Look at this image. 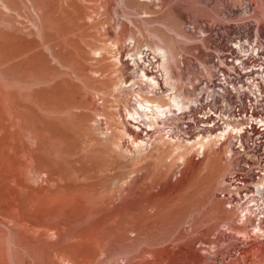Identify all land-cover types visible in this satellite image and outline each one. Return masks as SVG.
I'll return each mask as SVG.
<instances>
[{
	"label": "rangeland",
	"instance_id": "rangeland-1",
	"mask_svg": "<svg viewBox=\"0 0 264 264\" xmlns=\"http://www.w3.org/2000/svg\"><path fill=\"white\" fill-rule=\"evenodd\" d=\"M233 4L0 0V264H264L226 204L238 166L227 139L179 148L199 136H170L176 113L147 136L140 123L141 148L124 134L139 131L126 116L136 94L168 103L139 84L133 55L165 45L177 92H191L227 44L215 33L264 11V0Z\"/></svg>",
	"mask_w": 264,
	"mask_h": 264
},
{
	"label": "built area",
	"instance_id": "built-area-1",
	"mask_svg": "<svg viewBox=\"0 0 264 264\" xmlns=\"http://www.w3.org/2000/svg\"><path fill=\"white\" fill-rule=\"evenodd\" d=\"M232 5L240 11L243 0ZM250 4L243 12H250ZM249 8V9H248ZM230 22L216 34L224 49L211 57L212 72L192 88L183 113L175 111L169 135L191 139L225 132L238 166L224 194L238 222L264 246V11ZM175 129V130H174Z\"/></svg>",
	"mask_w": 264,
	"mask_h": 264
},
{
	"label": "bare ground",
	"instance_id": "bare-ground-1",
	"mask_svg": "<svg viewBox=\"0 0 264 264\" xmlns=\"http://www.w3.org/2000/svg\"><path fill=\"white\" fill-rule=\"evenodd\" d=\"M149 2H154L152 0H146ZM158 1V0H157ZM178 1V0H177ZM204 0H198V3L200 4V2L202 3ZM206 2V1H205ZM150 4V3H149ZM156 4V3H155ZM152 6V4H150ZM220 5V4H219ZM150 6V7H151ZM154 6V5H153ZM207 6V5H205ZM258 6V5H257ZM154 9V8H153ZM169 9V8H168ZM177 11V10H174ZM133 12V11H132ZM162 12V11H161ZM255 12V11H254ZM257 12V11H256ZM246 13V12H245ZM244 13V14H245ZM177 14V13H176ZM257 14V13H256ZM182 15V14H181ZM221 13H219L217 15V18H220ZM228 15H230V13H228ZM247 15V13H246ZM255 15V14H253ZM258 15H260L258 13ZM249 16V15H248ZM262 16V15H260ZM254 17L257 21L262 22V17L260 18ZM178 17V16H177ZM187 17V16H186ZM142 18V17H141ZM182 18V16H181ZM226 18V17H225ZM189 19V18H188ZM223 19V18H222ZM246 19V18H245ZM224 20V19H223ZM233 21H236L234 19H232ZM240 20V19H239ZM163 21V20H162ZM168 27V26H167ZM173 31V30H172ZM128 36V35H127ZM163 45V44H162ZM162 45H159V43H157V45H155L154 47H147L145 50L142 51H137L136 54L133 55V66L135 67L136 70H139L140 72V76L138 77L140 83V85H143L142 83H144V85H146L149 89H151L149 92L151 94H153V96L159 95L161 94L162 96H166L168 103L166 105L161 104L158 101L152 100V99H147L144 98L142 96H140L139 94H136L137 97H139V99H137V108H134L132 110H128L126 112V116L130 117L132 120L136 121V124L138 125L137 128L139 131H135L132 130L129 127H125V135L128 136V138L132 139V143L134 144V146L136 148H141L143 145H145V139L142 138V136H140V133L143 131L142 128L140 127V123H143L146 121H148V126L149 128L146 130L144 128L145 136L148 135V133H155V132H161L162 129H160L161 126V122H163L161 120L162 117H165L163 119H166L167 121V117L166 115H173L176 111H179V113H183L184 108L186 106V104L188 103L192 90L191 92L188 90L185 91H181V92H177L176 90V84L175 80L173 79V77L170 75V71L168 68V63L170 62V49L168 51V49ZM124 48V47H123ZM131 49V48H130ZM121 53V52H120ZM129 53V52H128ZM131 53V52H130ZM153 55L155 58L160 56L159 60H161V64L157 65L159 67H161V70L164 71V76H162V74L160 75L161 77L159 78L157 76V74L152 70L154 64L152 62L149 61V55ZM132 55V54H131ZM173 58V55H172ZM171 58V60H172ZM127 60V59H126ZM146 60L148 61L147 63ZM119 63H121V65L127 69H129V65H127V62L125 61V59H123V56H120V60ZM206 63V62H205ZM205 63L200 62V65H202V68H205ZM147 64V65H146ZM210 67V66H209ZM207 67V68H209ZM122 69V68H121ZM131 69V68H130ZM206 69V68H205ZM211 69V68H210ZM160 70V69H159ZM133 71V70H132ZM208 71V69H207ZM125 74V73H124ZM121 77L122 79H120V88L122 89H126L125 91H127V89H130L133 87V85H128L126 87V84L129 80V75H124ZM129 74V73H128ZM134 75V74H133ZM207 75V74H206ZM132 76V75H130ZM164 77V78H163ZM203 77V76H202ZM201 77V78H202ZM206 77V76H205ZM203 77V78H205ZM200 80V79H199ZM199 82V81H198ZM135 83V82H132ZM131 83V84H132ZM118 85V86H119ZM196 85V84H195ZM195 85H191L190 87L195 89ZM189 86V85H188ZM195 86V87H194ZM178 87V86H177ZM134 88V87H133ZM141 88V87H140ZM122 89V90H123ZM163 89H165L163 91ZM167 91H169V93L165 94ZM148 94V93H147ZM135 95V97H136ZM126 108V107H125ZM126 110V109H125ZM183 110V111H182ZM171 118V117H169ZM129 121V120H128ZM127 122V121H126ZM147 125V124H146ZM168 126V125H167ZM132 127V126H131ZM150 127H154V129H150ZM157 128V129H156ZM165 128V127H164ZM137 130V129H136ZM124 131V130H123ZM150 136V135H149ZM171 136V135H170ZM225 138V132L221 131L218 134H215L214 136H199L197 137V139L190 141V142H184L183 145L179 148L181 149H185L184 147H190L188 150L192 151L194 149L197 150V153L200 154L204 152V150L206 148H208V146L210 144H213L214 146H216L218 143H220L223 139ZM171 141V139H169V142ZM178 141V140H177ZM176 141V142H177ZM181 141V140H180ZM183 141V140H182ZM172 143H174L173 141H171ZM179 142V141H178ZM171 143V144H172ZM180 145V143L178 144ZM145 147V146H144ZM178 149V148H176ZM192 149V150H190ZM179 150V149H178ZM180 151V150H179ZM185 152V151H184ZM187 154V153H186ZM197 155V154H196ZM226 182V181H225ZM227 204V202H226ZM228 206V205H227Z\"/></svg>",
	"mask_w": 264,
	"mask_h": 264
}]
</instances>
